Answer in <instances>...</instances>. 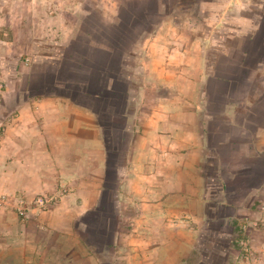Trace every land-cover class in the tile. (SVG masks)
<instances>
[{
    "label": "crops",
    "instance_id": "crops-1",
    "mask_svg": "<svg viewBox=\"0 0 264 264\" xmlns=\"http://www.w3.org/2000/svg\"><path fill=\"white\" fill-rule=\"evenodd\" d=\"M4 2L0 197L54 201L24 222L0 207V264H204L210 237L229 247L264 202V0L89 1L102 30L83 7ZM36 39L51 52L24 65Z\"/></svg>",
    "mask_w": 264,
    "mask_h": 264
},
{
    "label": "rangeland",
    "instance_id": "rangeland-1",
    "mask_svg": "<svg viewBox=\"0 0 264 264\" xmlns=\"http://www.w3.org/2000/svg\"><path fill=\"white\" fill-rule=\"evenodd\" d=\"M6 0H0V9H3V11H6V13H9L8 3H5ZM24 1V0H21ZM33 3L31 5H22L17 4L14 6L17 10V13L19 12L21 16L26 14H32L34 11H38L41 14L46 13L48 17H55V15H59L61 12H65L66 14H75L78 13L79 9H90L91 14L90 19L85 22V26L88 27V29H95V30H102L105 29L104 21L98 19V15L101 14V8L105 7L103 4L99 7H95L96 5H88V2H94V0H32ZM74 1L84 2L83 5L79 4H73ZM101 0H96V3L98 4ZM104 2V1H103ZM99 13V14H98ZM9 17V16H7ZM11 23L15 24L14 21L11 19ZM18 23V22H17ZM5 29V28H2ZM3 33H1L2 35ZM3 36V35H2ZM6 39L8 38V34L4 37ZM39 39H36L35 41L31 42V54L26 53H19L22 54V63L24 65L29 64V56L37 57L41 56L45 53L46 46L42 44L44 42L43 40L40 42ZM40 42V43H39ZM8 52V48L6 49ZM4 50L3 52H5ZM51 52V51H46ZM20 57V58H21ZM28 58V59H27ZM20 59L18 61V66L20 64ZM4 91V85L3 83H0V96L2 92ZM212 175V174H211ZM249 181L241 182L239 188L240 193H243L246 191L247 184ZM10 200V198H8ZM6 203V205H2L0 207L11 209L17 219L20 222L21 221L16 212L14 211L12 205L14 204V200H10ZM34 200V199H33ZM31 200V201H33ZM29 201V202H31ZM12 204V205H11ZM259 204V203H258ZM264 202L260 203V207L256 209L255 212L248 214L246 213L244 218L241 221H237V226H234V235L230 238L231 244H229V247H227V237L224 235L220 238L210 237L209 243L204 242V245L200 247L202 252L206 253L204 264H264ZM27 220V219H26ZM25 220V221H26ZM231 222V221H230ZM213 227H216L217 229L224 230L226 232V229L228 228H221L220 223H216L212 225ZM242 226H245L244 229H241ZM229 230V229H228ZM228 254L229 258H223ZM234 254V258H233ZM204 258V256H203Z\"/></svg>",
    "mask_w": 264,
    "mask_h": 264
},
{
    "label": "trees",
    "instance_id": "trees-1",
    "mask_svg": "<svg viewBox=\"0 0 264 264\" xmlns=\"http://www.w3.org/2000/svg\"><path fill=\"white\" fill-rule=\"evenodd\" d=\"M122 16L120 15L119 24L116 27L113 26L110 28L113 32L112 34H114L115 36H111L108 40L110 44L114 47V49L118 51L117 53L118 55L120 54L119 52H122V50L128 45V42L131 39L130 36L133 30V27L134 25H136L135 22L128 21L125 18L127 15H124L125 17L123 16V18ZM114 57L116 56L114 55ZM106 59L108 61L107 62L104 61V64L102 65V67H99L101 71L105 70V67H104L105 64L109 65L111 63L116 62V59H108V57ZM96 96L99 98V100L101 99L100 104L104 105L105 104V101H103L105 98L104 95L101 96L99 93H97ZM100 109H103V106Z\"/></svg>",
    "mask_w": 264,
    "mask_h": 264
},
{
    "label": "built area",
    "instance_id": "built-area-1",
    "mask_svg": "<svg viewBox=\"0 0 264 264\" xmlns=\"http://www.w3.org/2000/svg\"><path fill=\"white\" fill-rule=\"evenodd\" d=\"M8 200L9 199L7 197H0V206L6 205ZM53 201H54L53 198L38 197L35 198L32 202L27 203L25 199L19 198L18 200H16V203L14 202L15 204L13 205L11 204V205L14 211L16 212L18 218L21 221H25L30 212L29 209H33L37 213H43L50 208ZM244 227L245 226H242L241 229H244Z\"/></svg>",
    "mask_w": 264,
    "mask_h": 264
}]
</instances>
